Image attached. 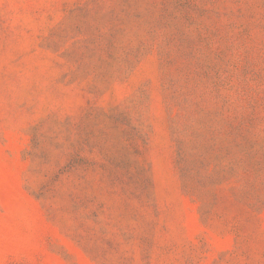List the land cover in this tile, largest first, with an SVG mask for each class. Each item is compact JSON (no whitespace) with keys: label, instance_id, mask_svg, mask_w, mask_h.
Segmentation results:
<instances>
[{"label":"rangeland","instance_id":"1","mask_svg":"<svg viewBox=\"0 0 264 264\" xmlns=\"http://www.w3.org/2000/svg\"><path fill=\"white\" fill-rule=\"evenodd\" d=\"M0 264H264V0H0Z\"/></svg>","mask_w":264,"mask_h":264}]
</instances>
